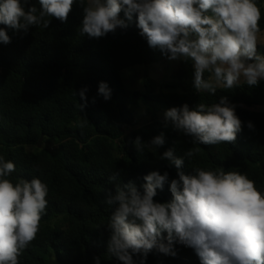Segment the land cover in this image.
Instances as JSON below:
<instances>
[{"label":"trees","instance_id":"16d2710c","mask_svg":"<svg viewBox=\"0 0 264 264\" xmlns=\"http://www.w3.org/2000/svg\"><path fill=\"white\" fill-rule=\"evenodd\" d=\"M257 2L261 35L264 0ZM30 6L39 9V0H29ZM82 17L77 4L67 23L53 19L49 28L30 27L27 33L8 29L11 43L0 44V155L16 165L9 177L13 182L38 177L49 188L40 230L19 264H48L54 258L59 264H95L97 256L101 264H120L107 253L111 208L105 195L114 187L108 177L119 171L121 183L131 180L138 187L151 171H167L170 179L176 178V168L160 160L168 149L184 159L186 174L196 167L239 171L264 194V80L254 87L221 89L215 96L199 94L191 65L174 73L177 82L160 85L150 68L168 59L147 45L134 21L96 39L80 35ZM120 18L125 19L123 12ZM259 51L264 54V45ZM139 65L146 67L143 88L133 90L126 86L123 73ZM101 81L112 90L107 101L98 95ZM85 86L87 103L81 108L85 100L77 93ZM221 97L236 106L243 122L234 143L197 146L170 123L165 127L167 109L218 103ZM248 122L254 129L247 127ZM161 132L162 147L136 150L137 136L148 142ZM193 147L200 151L189 160L185 151ZM154 199L170 200L168 185ZM175 248V257L153 251L145 264H200L193 249L179 244Z\"/></svg>","mask_w":264,"mask_h":264},{"label":"clouds","instance_id":"9594fccd","mask_svg":"<svg viewBox=\"0 0 264 264\" xmlns=\"http://www.w3.org/2000/svg\"><path fill=\"white\" fill-rule=\"evenodd\" d=\"M28 4L29 0H0V44L11 43L8 29L27 33L30 27L49 28L53 19L67 23L78 4L83 12L81 36L102 38L134 21L150 48L169 61L191 63L199 94L215 96L221 89L254 87L264 80L257 0H39V9ZM87 91L85 86L77 93L85 100L81 108ZM98 95L111 99L106 82H99ZM164 121L165 127L170 123L197 146L234 143L243 126L227 97L195 108L187 103L171 107ZM247 127L254 129L252 122ZM133 143L138 152L156 151L165 144V135L161 132L148 142L137 136ZM199 151L189 148L185 156L191 160ZM160 160L176 168V178L170 179L167 171H151L138 187L131 180L121 183L119 171L108 177L114 187L105 195L111 208L107 253L120 264H145L153 251L175 257L179 244L193 249L200 264H264V194L255 181L223 167H196L186 174L184 159L172 149ZM15 170V163L0 155V264H19L48 206V185L38 177L13 182L9 177ZM165 185L171 199L155 200ZM94 261L101 264V257Z\"/></svg>","mask_w":264,"mask_h":264},{"label":"rangeland","instance_id":"374dc122","mask_svg":"<svg viewBox=\"0 0 264 264\" xmlns=\"http://www.w3.org/2000/svg\"><path fill=\"white\" fill-rule=\"evenodd\" d=\"M261 46L264 45V34L259 35ZM259 46V47H261ZM191 66V63H185L183 61H162L159 65H156L155 67L150 68V73L152 75V78L160 85H165L167 83H173L177 82L173 79L174 73L176 71H183L185 69H189ZM146 72L145 66H135L133 68H130L126 70L123 73V80L126 84V86L130 89L136 90V89H142L143 88V77ZM147 121L144 120V123ZM57 259H51L48 264H56ZM59 264V263H57Z\"/></svg>","mask_w":264,"mask_h":264},{"label":"water","instance_id":"95a60500","mask_svg":"<svg viewBox=\"0 0 264 264\" xmlns=\"http://www.w3.org/2000/svg\"><path fill=\"white\" fill-rule=\"evenodd\" d=\"M43 141H44V136H42L40 142L38 143V145H39L40 147L42 146Z\"/></svg>","mask_w":264,"mask_h":264}]
</instances>
